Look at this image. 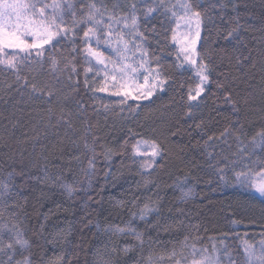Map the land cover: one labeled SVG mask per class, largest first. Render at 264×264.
<instances>
[{"label":"trees","instance_id":"trees-1","mask_svg":"<svg viewBox=\"0 0 264 264\" xmlns=\"http://www.w3.org/2000/svg\"><path fill=\"white\" fill-rule=\"evenodd\" d=\"M73 2L79 8L78 0ZM107 2L110 6L112 0ZM133 2L140 6V28L147 38L149 53L159 57L160 65L170 77L165 91L156 92L150 100L128 102L141 107L129 109L115 103L118 98L98 95L85 88L82 68L79 69V87L75 91L60 88L51 105L29 100L27 89L23 90V96L8 89L7 84H14L15 77H6L0 71V182H9L14 192L7 198L8 207L18 214L20 228L25 238L32 242L33 260L41 256L54 259L66 253L64 264H85L86 261L91 264L96 246L108 243V237L103 233L93 236L97 231L95 224L98 222L103 228L107 223L123 225L131 221L144 233L146 254L149 244L157 255L164 246L170 250L176 244L179 249L177 241L189 236L192 238L190 244L195 242L209 249L211 243L216 242L222 249V260L223 247L219 241L224 240L233 257L241 261L244 258L242 241L246 239L259 247V240L264 236V202L253 191L232 184L226 186L219 179L217 167L225 168L228 176L234 178L230 161L236 159L239 149L264 128V99L260 93L264 86V74L260 70V52L264 48L261 43L264 0H224L228 4L224 10L226 17L239 14L240 22L248 28V31L241 30L240 38L251 48L256 67H252V61L243 60V56L242 63L237 64L236 57L241 53L248 55L249 49L241 45L234 51L236 44L222 38L225 32L217 39L213 31L206 45L211 64L209 82L202 96L195 101L187 99L189 89H195L200 83L195 71L186 63L183 68L176 67L179 63L177 49L171 43L170 31L166 33L169 39H164L159 13L145 19L147 7L158 0H120L122 7ZM211 2L220 3L221 0H201L204 6ZM232 3L237 5L235 12L231 10ZM213 13L218 15L219 11L213 10ZM50 51L58 57L66 54ZM23 75L31 80L37 73L25 71ZM49 79L51 74L45 66L39 72L38 80ZM62 80L67 84L66 74ZM75 81L76 77H73V86ZM218 83L221 86L218 87ZM229 93L236 101L235 111L231 103L225 102ZM93 97L102 98L109 105L108 109L105 110L104 103ZM189 104L193 105L192 115L187 114ZM50 106L57 115L61 108L65 115L70 113L73 129L63 125L58 129L46 128ZM225 128L230 132L227 139H216ZM9 136L10 149L3 146L4 139ZM209 136H213L212 141H208ZM142 137L161 141L165 149L164 159L159 160L150 176L148 173L142 176L140 165L131 162V145ZM125 140L129 141L127 153L118 155ZM86 141L97 153L96 170L91 176L87 173L91 171L88 158L92 152L85 147ZM105 148L113 151L110 161L102 155ZM21 163L33 178L25 182L15 175L9 180V173L18 169ZM106 172L111 174L105 177ZM56 176L60 179L55 182L49 178ZM64 183L72 184L76 190L69 195L62 186ZM188 189L191 194L185 197L183 193ZM133 200L139 207L133 206ZM146 203L156 208L147 217L148 223L138 217L139 209ZM133 213L137 215L134 217ZM88 220L93 223L88 225ZM5 222L11 226L12 219L7 211L0 217V223ZM157 222L158 227H152ZM69 229L68 243L57 242L53 246L39 239L41 232L51 240L57 233H68ZM0 236L7 245L11 234L5 231ZM117 243L121 248V264L125 261L133 264L139 259L136 250L127 254L122 251L125 244L139 243L130 234ZM0 259L7 257L0 255Z\"/></svg>","mask_w":264,"mask_h":264},{"label":"snow or ice","instance_id":"snow-or-ice-1","mask_svg":"<svg viewBox=\"0 0 264 264\" xmlns=\"http://www.w3.org/2000/svg\"><path fill=\"white\" fill-rule=\"evenodd\" d=\"M78 2L79 8L73 0H0V71L6 77L9 75L15 77L14 84H7V88L19 92L22 96L25 95L23 90L27 89L29 100L51 105L52 98L60 88L68 87L75 91L79 87L81 75L79 69L82 68L85 88H91L93 92H104L110 97H118L115 103L126 105L129 109L141 107L140 104L133 106L128 103L129 101L149 100L157 89L161 92L165 91V85L168 84L170 77L160 65L159 57H153L149 53L147 38L140 28V6L133 2L126 3L122 7L120 0H112L110 6L107 0H78ZM226 8L228 4L224 0L220 3L211 2L207 6L202 5L201 0H176L175 3H171L170 0H158V3L149 5L144 13L145 19L153 16L154 13H159L162 17L160 25L165 33L164 39H169L166 33L170 31L171 43L177 49L176 60L179 63L176 67L183 68L185 63L191 65L199 78L200 83L195 89L190 88L188 91V101H195L201 97L205 91L204 85L209 82L211 64L207 59L210 52L206 45L213 31L216 32L217 39L221 38L222 32H225L226 35L222 38L236 44L237 48L234 51L239 50L241 45L249 49L248 55L241 53L236 57L237 64L242 63L241 56H243V60L252 61V67H256V62L251 56V48L240 38L241 30L248 31V28L240 22L239 14L226 17L224 14ZM236 8L237 5L232 3L231 10L235 12ZM213 10H218L219 14H214ZM153 32H156L155 26ZM205 32L209 35H203ZM261 43L264 44V37L261 38ZM50 49L66 54L58 57ZM260 55L262 57L260 70L264 74V48L261 49ZM45 66L51 74V79L39 81L38 74L45 69ZM25 71L37 75H32L29 80L27 75H23ZM65 74L67 84L62 80ZM73 77H76L75 86H73ZM96 83L100 86L93 87ZM262 83H264V75H262ZM219 86L221 85L218 83ZM260 93L264 99V86L261 87ZM93 99L104 103L100 97ZM225 102L231 103L233 110H237L236 101L231 98L230 93L225 96ZM80 107L83 108V105ZM104 107L107 110L109 105L104 103ZM192 108L193 105L189 104L188 115H192ZM47 113L46 128L58 129L63 125L66 129H73L70 113L65 115L63 108L57 115L50 106ZM65 134L68 135L67 131ZM171 134L176 135L175 132ZM229 135V129L225 128L215 138L227 139ZM236 139L239 141L238 135ZM10 140L11 136L4 139L5 148L10 149ZM212 140L213 136H209L208 141ZM128 144L129 141L125 140L121 151L117 154L125 155ZM205 146L207 148V142ZM85 147L92 152V156L88 158V168L91 171L87 173L91 176L96 170L97 153L87 141ZM164 151L161 141L142 137L131 145L133 157L131 162L140 165L142 176L144 173L150 176L149 170H154L159 160L164 159ZM102 155L106 161H110L113 151L111 148H105ZM211 155L209 153L210 158ZM235 155L237 158L230 161L234 178L228 176L225 168L217 167L219 179L226 186L232 184L253 191L264 202V128L252 136L249 143L241 147ZM76 159L79 157L77 156ZM44 172L47 174L46 167ZM110 174L106 172L105 177ZM15 175L25 182L33 178L26 172L23 163L18 169H12L9 180ZM49 178L55 182L60 176ZM62 186L69 195L76 190L70 183H64ZM183 194L187 197L191 194V189L184 191ZM12 195L14 192L10 183L0 182V204L3 205L0 209V217L7 211L12 219L11 226L7 222L0 223V234L5 231L11 234L7 245L3 244L0 236V255L7 257L0 259V264H64L66 253H61L54 259H45L41 256L38 260H33L32 242L25 238L18 223V214L8 207L7 198ZM87 199L90 201L92 197L89 195ZM132 204L134 207H139L135 204V200ZM154 211L156 208L146 203L139 209L138 217L148 223L147 217ZM136 215L133 213L134 217ZM92 223V220L87 221L88 225ZM158 224L159 222L152 227H158ZM95 227L97 231L93 236L103 233L108 237V243L96 246L92 253L91 264H121L119 259L121 248L117 241L129 234L139 243L125 244L122 251L124 254L138 251L139 259L134 260L133 264H264V236L259 240V247H255L246 239L243 240L244 258L237 261L224 240L219 241L223 247V260L222 249L217 247L216 242H212L209 249L207 246H198L195 242L190 244L189 240L192 238L189 236L177 241L179 249L176 244H173L170 250L164 246L157 255L156 250L149 244L146 254L144 233L138 231L131 221L123 225L107 223L103 228L97 222ZM70 232L71 229L68 233H57L51 240L42 232L38 235L45 244L55 246L57 242L68 243L67 236ZM150 235L149 233V237ZM85 264L89 262L86 261ZM124 264L127 262L125 261Z\"/></svg>","mask_w":264,"mask_h":264},{"label":"rangeland","instance_id":"rangeland-1","mask_svg":"<svg viewBox=\"0 0 264 264\" xmlns=\"http://www.w3.org/2000/svg\"><path fill=\"white\" fill-rule=\"evenodd\" d=\"M191 68H192V66L191 65H189ZM195 76H196V74H195ZM197 77V76H196ZM198 78V77H197ZM199 79V78H198ZM143 82V81H142ZM200 82V81H199ZM90 83H91V81H90ZM100 86V84L99 83H96V84H93V87H99ZM207 87V84H205L204 85V88H206ZM91 89V88H90ZM159 91V89H157L156 91H155V93L156 92H158ZM95 94H98V95H104V96H108L106 93H104V92H94ZM154 93V94H155ZM108 97H110V96H108ZM153 97V96H152ZM151 97V98H152ZM112 98H118V97H112ZM150 98V99H151ZM119 99V98H118ZM149 99V100H150ZM146 101H148V100H140V101H129V102H146ZM138 159H142V158H138ZM149 171H151V170H149Z\"/></svg>","mask_w":264,"mask_h":264}]
</instances>
